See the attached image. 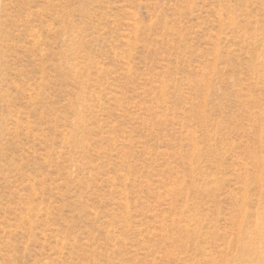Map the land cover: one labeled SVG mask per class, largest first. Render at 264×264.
Wrapping results in <instances>:
<instances>
[{
  "label": "rangeland",
  "instance_id": "obj_1",
  "mask_svg": "<svg viewBox=\"0 0 264 264\" xmlns=\"http://www.w3.org/2000/svg\"><path fill=\"white\" fill-rule=\"evenodd\" d=\"M0 264H264V0H0Z\"/></svg>",
  "mask_w": 264,
  "mask_h": 264
}]
</instances>
